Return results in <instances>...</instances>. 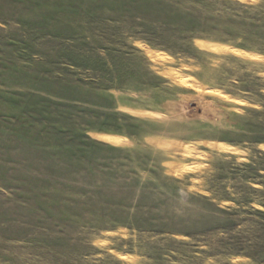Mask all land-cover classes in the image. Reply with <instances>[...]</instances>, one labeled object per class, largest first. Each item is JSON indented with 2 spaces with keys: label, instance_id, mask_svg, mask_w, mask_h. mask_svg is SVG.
<instances>
[{
  "label": "rangeland",
  "instance_id": "1",
  "mask_svg": "<svg viewBox=\"0 0 264 264\" xmlns=\"http://www.w3.org/2000/svg\"><path fill=\"white\" fill-rule=\"evenodd\" d=\"M0 264H264V0H0Z\"/></svg>",
  "mask_w": 264,
  "mask_h": 264
},
{
  "label": "crops",
  "instance_id": "2",
  "mask_svg": "<svg viewBox=\"0 0 264 264\" xmlns=\"http://www.w3.org/2000/svg\"><path fill=\"white\" fill-rule=\"evenodd\" d=\"M97 133H100V131H99V132H96V134H97ZM108 133H109V132H108Z\"/></svg>",
  "mask_w": 264,
  "mask_h": 264
}]
</instances>
